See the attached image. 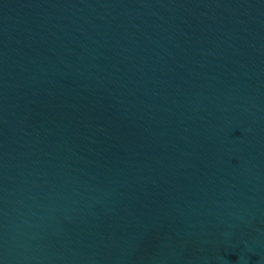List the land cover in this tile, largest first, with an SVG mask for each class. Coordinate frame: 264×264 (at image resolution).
I'll list each match as a JSON object with an SVG mask.
<instances>
[{
    "label": "water",
    "instance_id": "obj_1",
    "mask_svg": "<svg viewBox=\"0 0 264 264\" xmlns=\"http://www.w3.org/2000/svg\"><path fill=\"white\" fill-rule=\"evenodd\" d=\"M0 264H264V0H0Z\"/></svg>",
    "mask_w": 264,
    "mask_h": 264
}]
</instances>
